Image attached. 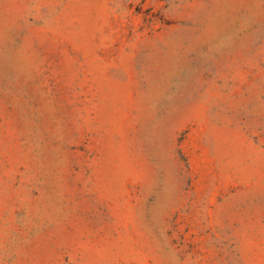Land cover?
<instances>
[{
	"label": "rangeland",
	"instance_id": "obj_1",
	"mask_svg": "<svg viewBox=\"0 0 264 264\" xmlns=\"http://www.w3.org/2000/svg\"><path fill=\"white\" fill-rule=\"evenodd\" d=\"M0 264H264V0H0Z\"/></svg>",
	"mask_w": 264,
	"mask_h": 264
}]
</instances>
